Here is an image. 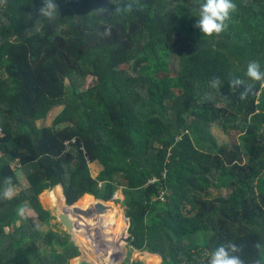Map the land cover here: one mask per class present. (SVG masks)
I'll list each match as a JSON object with an SVG mask.
<instances>
[{"label": "trees", "instance_id": "trees-1", "mask_svg": "<svg viewBox=\"0 0 264 264\" xmlns=\"http://www.w3.org/2000/svg\"><path fill=\"white\" fill-rule=\"evenodd\" d=\"M40 2L0 3V264H67L80 255L69 235L34 225L53 219L39 196L56 186L44 200L66 212L81 197L112 201L121 189L132 249L161 264H200L228 243L243 246L246 264L264 254L255 248H264V83L245 100L240 89L229 96L227 83L247 81L249 61L264 71V0H232L226 30L212 37L192 27L195 0H130L131 12L107 18L76 0L51 22L29 15ZM101 25L111 26L109 37L96 35ZM57 107L51 125L38 126ZM214 125L239 139L219 144ZM93 162L102 166L97 177ZM8 180L18 191L11 199ZM95 204L73 208L95 212ZM106 206L82 225L100 226L111 241L122 214Z\"/></svg>", "mask_w": 264, "mask_h": 264}, {"label": "clouds", "instance_id": "clouds-1", "mask_svg": "<svg viewBox=\"0 0 264 264\" xmlns=\"http://www.w3.org/2000/svg\"><path fill=\"white\" fill-rule=\"evenodd\" d=\"M76 2V0H41L40 4L34 5L29 15L39 17L51 22L60 15L65 6ZM93 4L92 10L100 18L111 17L113 14L121 12H131L133 3L130 0H90ZM0 3H6V0H0ZM196 15L192 24L194 29H198L201 34L207 37L219 35L227 28V21L230 13L235 11L236 5L232 0H195ZM91 27V26H89ZM96 35L100 38H107L111 35L110 25H101L95 29ZM246 79L238 76H232L227 81L229 86V96L240 89L239 99L245 100L253 89L255 82L264 83V71L258 61H249L244 72ZM223 82L219 77H212L210 87L220 90ZM229 96H225L228 99ZM7 187L3 191L5 199H11L15 192L11 186V181H6ZM130 225V223H129ZM255 248L259 253H264V248L257 243ZM243 246L235 243L221 244L207 255V259L201 258L200 264H246L242 258ZM251 264H264V254H258Z\"/></svg>", "mask_w": 264, "mask_h": 264}, {"label": "rangeland", "instance_id": "rangeland-1", "mask_svg": "<svg viewBox=\"0 0 264 264\" xmlns=\"http://www.w3.org/2000/svg\"><path fill=\"white\" fill-rule=\"evenodd\" d=\"M74 80L77 82V84H80L82 81L77 76L74 77ZM204 100L211 101L213 100V97L211 95H208V97H205ZM220 106H225V102H221ZM60 110L61 108H58V107L52 110L46 120H40L37 122L38 126L51 125L52 120L60 112ZM211 132L219 144H232L239 139V133L237 131L235 132L232 131L229 134L227 133L225 134L224 131L218 125L212 126ZM248 160H249L248 158H245V161H248ZM90 168H91L92 175L94 177H97L99 172L102 170V166L98 162L91 163ZM19 178L20 180L24 178L23 172L19 173ZM56 187L49 189V190H45L39 196V199L42 205L45 207L46 210H49L51 212L53 219H51L49 223H41V222H38L37 220H34V225L36 228H38L43 233H47L49 231H55V232L57 231V232H60L62 236H67V235L70 236V239L79 247L80 255L78 257L70 259L67 264H79V262L83 260L85 255H87L86 258L88 261L97 262V264H109V263L110 264H128V263H131L132 261H141L145 264H161L162 259L159 261L157 256L149 255L147 254L148 252H145V251H138V250L132 249L128 241L129 220L124 214V208L121 203L123 199L121 189H119L116 192L113 200L109 202L110 204H112V206L117 207V209H119V211L122 214V219L120 220L121 222L119 224L118 232L117 231L113 232L112 235L110 236V238H113V239L111 241H108L107 236H105L103 232H102V235H100L101 233V231L99 232L100 226L82 225L85 222V220H89V219H92L93 217H97L98 214L96 216L92 215V217L85 216L86 217L85 219L80 220L77 224H75L74 228L76 230H74L73 233L67 232V230L64 228V226L61 224V222L57 218L60 210H58L57 208H52L44 200L45 194L51 190H54ZM13 190L15 192V195H17L18 191L16 189H13ZM212 192L213 194L217 193V191L215 190H213ZM81 199L82 197L71 206L75 207L77 203H82L83 205H87V200L95 201L92 198H87L83 200ZM29 215H33V213L29 209V207L25 206V208L21 212V216H24L23 223L30 230L29 222L27 220V217H29ZM20 223L21 222H18L16 225H19ZM13 231H14L13 226L8 228L9 233ZM93 233L94 234L96 233L97 237L99 236L98 244L96 242V237L94 236ZM76 235H79L81 238L83 237V239H85V242H87L86 243L87 245L85 244L82 245V244L77 243V241L74 239ZM196 238L202 239L201 235H198ZM118 240H120L123 243V246H121L120 243H118ZM108 244H112L111 245L112 247L114 246V251L106 250L99 246V245H108ZM39 245L41 246L42 250L48 249V246H46L42 241H39ZM52 249H56L57 253L62 252V248H60L59 246L55 244L52 246Z\"/></svg>", "mask_w": 264, "mask_h": 264}, {"label": "water", "instance_id": "water-1", "mask_svg": "<svg viewBox=\"0 0 264 264\" xmlns=\"http://www.w3.org/2000/svg\"><path fill=\"white\" fill-rule=\"evenodd\" d=\"M94 199L96 200L95 213L100 214V215L103 214L105 212V210L108 209V207L106 206V203H108L110 201L99 200V199H96L95 197H94ZM66 206H68L70 208V210L68 212L60 211L58 213L57 218L59 219L61 224L64 226V228L69 233H73V229H74L75 224H77L80 220H82L84 216L92 217V214L94 213L93 210H91V209L89 211L81 213V212H77L71 205L66 204ZM79 264H97V262L81 260L79 262Z\"/></svg>", "mask_w": 264, "mask_h": 264}, {"label": "built area", "instance_id": "built-area-1", "mask_svg": "<svg viewBox=\"0 0 264 264\" xmlns=\"http://www.w3.org/2000/svg\"><path fill=\"white\" fill-rule=\"evenodd\" d=\"M5 132H4V129L3 127L0 125V143H1V140L5 137ZM74 142V140H73ZM4 157V152L2 151L1 147H0V159ZM13 167H19L20 165H18L17 162H13L12 164Z\"/></svg>", "mask_w": 264, "mask_h": 264}, {"label": "bare ground", "instance_id": "bare-ground-1", "mask_svg": "<svg viewBox=\"0 0 264 264\" xmlns=\"http://www.w3.org/2000/svg\"><path fill=\"white\" fill-rule=\"evenodd\" d=\"M74 239L77 241V243H79V244H85V245H87L86 243L87 242H85V239H83V237L81 238L79 235H76L75 237H74Z\"/></svg>", "mask_w": 264, "mask_h": 264}, {"label": "crops", "instance_id": "crops-1", "mask_svg": "<svg viewBox=\"0 0 264 264\" xmlns=\"http://www.w3.org/2000/svg\"><path fill=\"white\" fill-rule=\"evenodd\" d=\"M62 191H63V189H62ZM44 207V206H43ZM45 208V207H44ZM4 232H5V234H9V232H8V228L6 227L5 229H4Z\"/></svg>", "mask_w": 264, "mask_h": 264}]
</instances>
